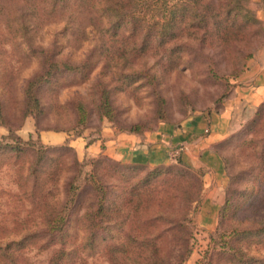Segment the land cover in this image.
I'll list each match as a JSON object with an SVG mask.
<instances>
[{"label": "rangeland", "instance_id": "1", "mask_svg": "<svg viewBox=\"0 0 264 264\" xmlns=\"http://www.w3.org/2000/svg\"><path fill=\"white\" fill-rule=\"evenodd\" d=\"M133 1L0 0V104L12 129L0 116V249L11 244L0 264H264V102L217 145L225 184L208 225L198 218L203 195L195 171L175 161L134 168L71 145L107 127L140 133L219 113L262 54L256 0ZM112 3L125 13L108 15ZM48 70L35 85L41 110L27 108L25 83ZM14 136L25 152L4 147L16 145ZM32 148L45 149L43 161ZM146 177L159 188L163 178L184 185L190 200L166 199L168 215L158 225L168 227L179 211L187 213L185 229L149 245L124 237L130 227L115 222L91 236L83 216L98 207L93 183L112 201L127 187L122 180ZM55 209L69 213L61 231L47 225Z\"/></svg>", "mask_w": 264, "mask_h": 264}, {"label": "crops", "instance_id": "2", "mask_svg": "<svg viewBox=\"0 0 264 264\" xmlns=\"http://www.w3.org/2000/svg\"><path fill=\"white\" fill-rule=\"evenodd\" d=\"M256 1L262 5L258 14L264 20V0ZM260 52L262 54L251 62L243 73L241 85L219 113L196 114L181 125L159 123L156 128L140 133L107 127L89 143L78 138L71 140V145L82 155L104 154L148 168L175 161L180 155L201 177L203 200L198 218L203 225L211 224L220 206L218 196L225 184L224 162L217 145L234 131L235 125L249 120L258 105L264 102V47Z\"/></svg>", "mask_w": 264, "mask_h": 264}, {"label": "trees", "instance_id": "3", "mask_svg": "<svg viewBox=\"0 0 264 264\" xmlns=\"http://www.w3.org/2000/svg\"><path fill=\"white\" fill-rule=\"evenodd\" d=\"M132 5H137L136 0L132 2ZM105 10L111 17L121 16L125 13L122 11V6L116 3H112L110 6L108 5ZM130 12H132L133 14L135 11L134 9L133 11L131 9ZM182 17H184V15ZM52 65L53 64L50 63V66ZM50 72L51 71L48 70L46 73L35 76L33 79L25 83L23 92L24 102L27 108H29V106H32L37 110H41L39 108V99L35 93V85L37 86L42 80H45L47 78V75L50 76ZM159 102L161 103L160 105H162V99H159ZM78 110L80 116L84 114V108L82 107V104L79 105ZM26 112L27 110L24 112V115ZM37 112L39 114V111ZM37 112L35 114L36 116ZM0 116L2 117V120L4 122L3 124H5L9 131L12 132L10 125L5 121V118L3 117L1 104ZM162 116V111L159 108L157 111V117L162 118ZM138 129L139 128L136 127L134 130L130 129V131L135 132ZM12 139L14 140V142L19 141V138L17 136L12 137ZM15 144L16 145L9 144L4 147L11 150L15 149L22 152L26 151L24 147L17 145L18 142H15ZM28 145L29 147H32L31 144ZM42 148H40L39 150H34L33 148L31 149V151L35 153L34 155L37 159V162L43 161L42 159H44V156L46 154L45 149ZM175 162L185 166L189 170H192L185 164L180 155L175 157ZM132 167L142 168L144 166L135 165ZM35 170L36 169H34V171ZM192 171L194 172V170ZM163 173L164 172H160L158 175H161ZM149 177L141 180L138 179L135 182H132L131 178H125L121 182L127 183V187H122L120 185V191L119 193H117V195H115L112 201L108 200L107 191L104 190V187L100 183H93L94 195L96 196V199H98V201L96 202L98 207L96 210L92 207L89 208L83 216V222L87 225V227H89L90 235L92 236V234H97V231L94 227L100 225L102 229L108 230L111 223L115 222V225L117 224L123 227V225L125 224L130 227L123 234L124 237L132 241L137 237L136 240H142L139 245H149V243H151V239H162L169 231L180 232L181 230H184L186 227L185 223L188 222L187 213L185 212L181 213L179 211H174L171 216L168 217V227L159 229L158 223L160 222L161 224V221L167 218L168 214L165 212L166 199H176L178 194L180 196L186 197L187 200H190L188 199L189 192L184 187V185H182L181 182L178 181L179 179H175V181L173 179H159L161 181L160 184L162 185L159 188L157 186L150 185V182L147 180ZM199 180L202 187L201 177ZM100 192L102 193V196H99ZM144 211H151V214H147L145 216L141 215ZM110 212L113 213V215H110ZM68 214L69 213L67 211H64L63 209L53 210L51 212V215H49L50 217L47 220V225H49V228L51 230L61 231L66 223ZM151 227H155V230L150 231ZM132 229L134 232L132 231ZM10 247L11 244H6L5 249L3 248L4 250L0 249L4 252H0L2 257H5V255H7Z\"/></svg>", "mask_w": 264, "mask_h": 264}]
</instances>
